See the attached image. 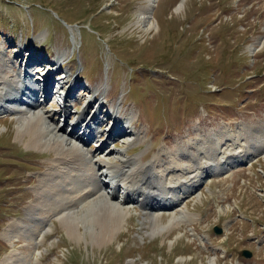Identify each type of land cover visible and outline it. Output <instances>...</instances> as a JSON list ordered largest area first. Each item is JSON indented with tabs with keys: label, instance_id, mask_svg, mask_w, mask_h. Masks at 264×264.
<instances>
[{
	"label": "rangeland",
	"instance_id": "374dc122",
	"mask_svg": "<svg viewBox=\"0 0 264 264\" xmlns=\"http://www.w3.org/2000/svg\"><path fill=\"white\" fill-rule=\"evenodd\" d=\"M181 1L156 0L150 29L137 18L147 0H0V73L4 56L27 64L40 80L55 74L53 93H73L66 125L100 105L108 122H97L104 125L90 150L107 140L114 107L120 119L133 115V128L118 123L117 129L139 137L119 136L107 150L120 149L121 158L144 168L158 154L160 170L189 163L191 152L215 146L224 131L264 126V0H185L179 7ZM61 107L48 98L51 112ZM13 112L0 114V264L15 250L35 251L40 260L33 264H264V152L207 178L200 196L182 200L180 207L195 213L191 221L170 231L159 226L175 210L145 202L130 204L127 222L103 243L90 232L70 235L57 215L44 212L51 229L41 244L26 235L5 237L16 219L35 224L28 207L56 156L27 147ZM163 194L148 197L156 203Z\"/></svg>",
	"mask_w": 264,
	"mask_h": 264
},
{
	"label": "bare ground",
	"instance_id": "6f19581e",
	"mask_svg": "<svg viewBox=\"0 0 264 264\" xmlns=\"http://www.w3.org/2000/svg\"><path fill=\"white\" fill-rule=\"evenodd\" d=\"M155 1L147 0L146 4L139 7L138 22L145 28L151 29L155 26L151 11ZM184 2L185 0L181 1L179 7H182ZM10 63L18 70L16 71ZM8 71H14V76L9 75ZM47 76V79L40 80L34 76L27 64L19 66L15 60L10 62L4 56L2 58L0 114L14 111L13 114L17 117L18 135L28 139L27 147L56 152L52 165L40 184L41 191L37 200L28 207L32 213L30 214L32 223L35 224L27 223L26 219L21 218L9 223L3 235L10 240L26 235L27 240L34 241L36 246L41 244L45 239V233L51 229L45 221L52 213L51 217L57 215L70 235L81 237L90 232L94 242L103 243L112 239L122 228L123 223L127 222L131 212L130 204L143 205L145 202L148 205H156L158 209L167 207L175 210L168 224L159 226L161 231L166 229L170 231L183 221H191L195 213L188 209L187 204L184 207L180 206L185 197L195 194L200 196L201 184L207 178L220 176L243 162H250L264 152V126L262 125L256 132L243 127L238 135H233L228 130L222 132L217 136L215 146L203 147L202 153L201 150L191 152L189 163L173 162L171 166L160 170L158 166L161 154H158L149 168H144L143 165L137 166L135 163L136 167L130 156L124 155L121 158L120 149L107 150L108 146H113L114 140L124 135L123 130L117 129L118 123L124 124L129 129L133 128L131 127L133 115L129 119H120L118 114L115 115V112L119 113L120 108L113 107L107 140L104 143L98 141L97 149L90 150L86 146L98 138L102 126L108 122L106 118L108 115H101L100 105H91L90 100L89 104L95 111H86V107L82 115L74 113L77 116L75 122L69 124L67 128L64 127L69 121L68 117L73 115L70 104L72 102L69 100L73 93L69 92L65 97L61 93L58 95L53 93L55 74L49 73ZM52 95L63 102L57 112H51L46 108V102L48 98L52 99ZM56 113L59 118L55 117L54 120ZM98 121L104 124L96 125ZM73 129L76 131H72ZM124 136L127 137V142L139 137L138 134ZM114 154L120 156V162H114L109 158ZM148 173L153 175L147 176ZM155 185L161 186L162 188L158 190L167 195V198L160 199L156 203L150 201L145 193L150 189L156 192V188L153 187ZM44 189L47 193L42 192ZM138 193L141 194L137 195ZM42 212L48 213L47 216L42 218ZM147 215L152 216L153 220H157L160 216L151 213ZM43 222L46 224L42 227L45 228L44 230L36 226L37 223L43 224ZM81 224H84L85 232ZM28 246H31L30 243ZM19 251L10 253L11 255L1 264H33L40 260L38 256L35 257V251L31 250L30 253ZM214 261H217V258Z\"/></svg>",
	"mask_w": 264,
	"mask_h": 264
},
{
	"label": "water",
	"instance_id": "95a60500",
	"mask_svg": "<svg viewBox=\"0 0 264 264\" xmlns=\"http://www.w3.org/2000/svg\"><path fill=\"white\" fill-rule=\"evenodd\" d=\"M251 254H249V256H250Z\"/></svg>",
	"mask_w": 264,
	"mask_h": 264
}]
</instances>
